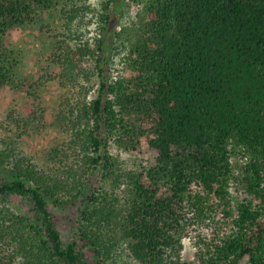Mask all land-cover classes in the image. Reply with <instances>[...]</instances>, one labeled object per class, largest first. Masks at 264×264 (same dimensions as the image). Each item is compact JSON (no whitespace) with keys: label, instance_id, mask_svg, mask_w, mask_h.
Instances as JSON below:
<instances>
[{"label":"trees","instance_id":"trees-1","mask_svg":"<svg viewBox=\"0 0 264 264\" xmlns=\"http://www.w3.org/2000/svg\"><path fill=\"white\" fill-rule=\"evenodd\" d=\"M71 1L0 0V89L28 86L31 103L0 121V264H120L126 251L137 264H187V236L198 264H264V0H103L94 47L73 42ZM130 6L143 13L132 76L111 81L107 53ZM53 11L57 70L21 79L13 32ZM87 54L99 77L89 100L78 89ZM53 80L50 119L38 89ZM47 124L63 139L37 163L21 145ZM112 143L152 158L120 171ZM121 178L124 196L107 189ZM69 206L65 243L55 210Z\"/></svg>","mask_w":264,"mask_h":264},{"label":"rangeland","instance_id":"rangeland-1","mask_svg":"<svg viewBox=\"0 0 264 264\" xmlns=\"http://www.w3.org/2000/svg\"><path fill=\"white\" fill-rule=\"evenodd\" d=\"M103 0H74L73 3L79 10L75 25H72V31H69L74 39L75 44L90 43L94 47L95 40L98 37L99 25L97 14L101 10ZM72 1L69 0V4ZM43 21H38L32 25L16 28L13 32V46L17 50L19 57V65L17 67V75L21 79H29L36 81L44 69L57 68L53 63L49 62V56L52 51L54 38L53 32H49L47 25L51 26L56 23V11L52 14L48 13ZM143 13L140 8L125 7L121 11L115 31L111 48L107 53V64L105 65V75L109 80L130 78L132 69L128 62L129 48L136 39L137 29L142 23ZM78 22V23H77ZM59 30V29H57ZM82 74L80 76V84L78 86L81 98H89L95 96L99 87V77L96 70L95 57L88 55L83 57ZM27 87L15 89L12 87H3L0 89V121L4 120L7 113L16 110L20 115H28L31 109L30 97L28 96ZM44 105L48 109V116L51 119L58 103L60 89L56 80L51 81L44 88L38 89ZM54 139H63L60 131L49 124L39 130H35L30 137L26 138L21 149L35 162L39 163L42 158L43 150L51 145ZM111 151L118 159L120 171L139 170L142 166H147L152 153L141 145L135 151H123L111 144ZM4 173H0V175ZM97 178V176H96ZM127 187L125 179L118 182L108 180L107 189L110 192H116L119 196H124L123 191ZM14 204L24 206L23 200L13 198ZM121 202H124L123 200ZM77 206H69L66 210H55L57 215V226L61 232L62 240L67 243L72 239L77 221ZM191 236L183 239V259L187 264H198L195 260V247ZM122 259L120 264H137L128 255V252L121 253Z\"/></svg>","mask_w":264,"mask_h":264}]
</instances>
